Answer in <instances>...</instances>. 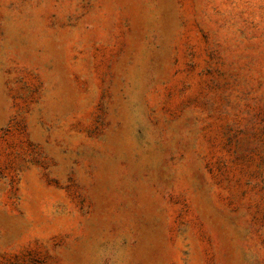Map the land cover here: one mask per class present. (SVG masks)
I'll use <instances>...</instances> for the list:
<instances>
[{
	"label": "rangeland",
	"instance_id": "374dc122",
	"mask_svg": "<svg viewBox=\"0 0 264 264\" xmlns=\"http://www.w3.org/2000/svg\"><path fill=\"white\" fill-rule=\"evenodd\" d=\"M0 264H264V0H0Z\"/></svg>",
	"mask_w": 264,
	"mask_h": 264
}]
</instances>
